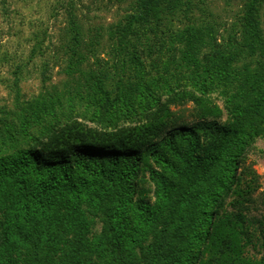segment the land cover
Wrapping results in <instances>:
<instances>
[{
  "label": "trees",
  "instance_id": "16d2710c",
  "mask_svg": "<svg viewBox=\"0 0 264 264\" xmlns=\"http://www.w3.org/2000/svg\"><path fill=\"white\" fill-rule=\"evenodd\" d=\"M78 1L65 4L58 51L68 56L65 73L80 72L105 96V82L116 81L121 104L107 97L93 110L102 128L0 119V264H264V218L251 215L260 175L244 166L253 143L264 139V0H242L225 46L212 34L219 23L206 22L204 36L195 23L213 15L207 0H96L99 9L117 8L114 21L100 27L78 15ZM181 7L186 28L167 32L187 45L180 71L205 68L207 44L230 65L257 63L247 73L256 98L227 107L224 122L208 83L173 86L165 73L177 55L162 61L158 32L174 30ZM1 30L0 21V65ZM105 41L115 71L86 74L84 53ZM130 79L136 83L127 88L151 101L143 121L125 126ZM36 125L42 130L33 133Z\"/></svg>",
  "mask_w": 264,
  "mask_h": 264
},
{
  "label": "rangeland",
  "instance_id": "374dc122",
  "mask_svg": "<svg viewBox=\"0 0 264 264\" xmlns=\"http://www.w3.org/2000/svg\"><path fill=\"white\" fill-rule=\"evenodd\" d=\"M5 2L0 0L1 52L5 60L0 65V119L7 118L9 122L18 125L22 118L33 117L39 118V122L51 128L72 121L102 128L100 125L102 121L94 123L93 110H97L99 105L102 107V101H107V97L114 102V106L121 104L118 100L116 81L105 82L106 89L104 88L103 91L109 95L105 96L92 79L89 80L80 72L75 75L65 73L68 56L64 52L58 54V51L63 44L60 32L67 24L65 8L67 0H7ZM207 3L205 8L208 14L210 11L213 15L196 20L195 23L202 29L201 36H204V28L208 26L206 22L211 23L209 26L219 23L212 34L215 40L225 46L228 43L227 36L237 31L234 22L240 14L242 0H207ZM99 4L96 0L78 1V15L82 18L85 15L89 16V27H100L103 24L107 26L116 17V7L99 9ZM179 9L174 17L175 21L179 20L173 25L174 30L164 28L161 31H166L165 33L158 32L161 39L157 47L158 54H163L162 61H167L174 53L177 55L176 63L170 65L165 73L171 78L169 82L173 86L179 84L182 86L186 81L197 86L208 83L210 88L208 99L220 108L224 122L228 117L227 107L244 106L256 98L255 92L247 85V73H253L258 67L257 63L241 58L230 65L224 59L220 60L222 57L219 54L215 55L214 50H211L207 44V49L201 53L204 54L203 63L206 67L196 68L190 65L180 71L178 64H185L181 50L187 45L174 39L170 34L184 30L187 26L182 18L184 7ZM196 15L200 13L197 12ZM86 41L93 44L91 38H87ZM84 54L87 58L82 60V70L86 74L91 71L99 72L104 67L112 73L115 71L112 66L114 56L110 53L107 41L102 47L92 46V53ZM163 72L164 70H161V73ZM89 83L95 89L90 93L86 92L84 87V84ZM130 83L135 84L136 80H126L124 85L126 90L124 97L131 109V111L125 109L120 114L128 116L123 123L125 126L143 121L144 118L140 117L141 112L150 105L151 101L147 97L142 101L138 90L136 94L132 85L127 88ZM185 88L193 87L189 85ZM37 130H42V127L36 125L31 131L35 133ZM3 142L4 138L0 137V153L4 152ZM249 165L253 166L260 175V188L255 194L251 215L262 219L264 218V139H257L248 150L244 166ZM242 168L241 166L240 172ZM100 229L101 225L97 223L96 230L100 231ZM251 254L260 256L255 250H251Z\"/></svg>",
  "mask_w": 264,
  "mask_h": 264
}]
</instances>
